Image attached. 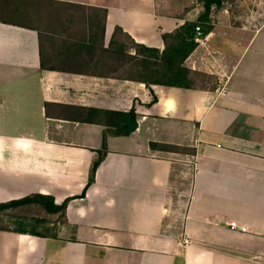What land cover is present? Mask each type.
Instances as JSON below:
<instances>
[{
  "label": "crops",
  "instance_id": "crops-1",
  "mask_svg": "<svg viewBox=\"0 0 264 264\" xmlns=\"http://www.w3.org/2000/svg\"><path fill=\"white\" fill-rule=\"evenodd\" d=\"M175 8L0 0V204L71 200L55 239L0 231V264H264V77L235 75L249 32L211 18L185 66L213 89L147 88L110 46L118 28L163 52V36L203 12ZM132 109L136 130L107 137L81 198L114 113Z\"/></svg>",
  "mask_w": 264,
  "mask_h": 264
},
{
  "label": "trees",
  "instance_id": "trees-1",
  "mask_svg": "<svg viewBox=\"0 0 264 264\" xmlns=\"http://www.w3.org/2000/svg\"><path fill=\"white\" fill-rule=\"evenodd\" d=\"M203 2V12L196 22H186L173 33L163 36L165 43L163 52L136 44L121 29L117 28L110 46L119 54H125L126 77L144 84L147 88L164 86L181 89H213L214 86L209 87L208 85L211 80L213 81L212 77L203 73L193 72L185 66V61L198 46L196 29L200 28L202 37L212 31L210 22L211 11L214 7H221L224 0H203ZM131 52L134 53V56L131 55ZM206 80L207 84L205 85L204 81ZM198 83H201V85H198ZM114 115L118 116V119L113 120L112 128L107 129L105 132L103 147L96 152V158L91 166L89 182L81 198L85 197L87 188L94 182L97 169L107 155V137H127L137 128V115L134 109L128 113H114ZM151 148L167 153H182L186 151L176 146L161 144H151ZM70 201L66 200L62 205L58 206L52 197L33 195L21 200L0 204V213L17 207L38 205L48 215H59L63 219L64 224L66 209ZM0 231L32 235L40 238L55 239L58 237V233L49 235L23 229L14 231L1 228Z\"/></svg>",
  "mask_w": 264,
  "mask_h": 264
},
{
  "label": "rangeland",
  "instance_id": "rangeland-1",
  "mask_svg": "<svg viewBox=\"0 0 264 264\" xmlns=\"http://www.w3.org/2000/svg\"><path fill=\"white\" fill-rule=\"evenodd\" d=\"M175 1V13L203 8V0H172ZM179 6H178V5ZM190 4V5H189ZM214 22L218 18H229V25L234 28H245L249 34L237 40V59L244 53L235 75L245 79L255 87L262 86L264 77V0H224L221 7L213 8L210 15ZM224 17V18H223ZM214 80L209 82L212 86ZM205 85L207 80L204 81ZM204 83H202L204 85ZM201 85V83H198ZM63 219L59 215H48L40 206H22L0 213V229L36 231L41 234L58 233Z\"/></svg>",
  "mask_w": 264,
  "mask_h": 264
},
{
  "label": "built area",
  "instance_id": "built-area-1",
  "mask_svg": "<svg viewBox=\"0 0 264 264\" xmlns=\"http://www.w3.org/2000/svg\"><path fill=\"white\" fill-rule=\"evenodd\" d=\"M196 37H197V41H200L202 39V33L200 31V28L196 29ZM231 228H236L235 224H232Z\"/></svg>",
  "mask_w": 264,
  "mask_h": 264
}]
</instances>
